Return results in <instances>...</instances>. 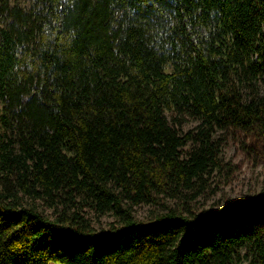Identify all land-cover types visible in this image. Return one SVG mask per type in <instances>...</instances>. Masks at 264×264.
<instances>
[{
	"label": "trees",
	"instance_id": "1",
	"mask_svg": "<svg viewBox=\"0 0 264 264\" xmlns=\"http://www.w3.org/2000/svg\"><path fill=\"white\" fill-rule=\"evenodd\" d=\"M261 84L264 0H0V264H264V192L188 206Z\"/></svg>",
	"mask_w": 264,
	"mask_h": 264
},
{
	"label": "rangeland",
	"instance_id": "2",
	"mask_svg": "<svg viewBox=\"0 0 264 264\" xmlns=\"http://www.w3.org/2000/svg\"><path fill=\"white\" fill-rule=\"evenodd\" d=\"M260 88L264 92L262 84ZM196 125V121L188 120L179 129L180 133L193 130ZM212 138L220 143L222 168L203 176V193L188 203L194 213L218 212L227 204H242L264 192V138H256L251 133L238 130H218ZM189 147L190 143L184 150H189ZM166 205L173 207L174 202L167 201ZM163 211L162 207L139 206L134 209V216L147 222ZM42 213L51 216V211L45 207ZM112 222L113 217L108 214L97 223L93 222V225L96 229H107Z\"/></svg>",
	"mask_w": 264,
	"mask_h": 264
}]
</instances>
